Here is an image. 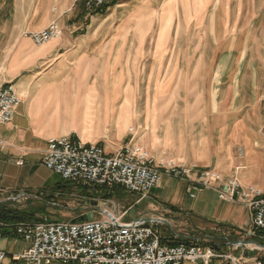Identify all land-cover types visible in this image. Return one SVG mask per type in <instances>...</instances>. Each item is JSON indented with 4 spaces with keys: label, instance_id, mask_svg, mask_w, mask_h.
Returning <instances> with one entry per match:
<instances>
[{
    "label": "crops",
    "instance_id": "0c3cea01",
    "mask_svg": "<svg viewBox=\"0 0 264 264\" xmlns=\"http://www.w3.org/2000/svg\"><path fill=\"white\" fill-rule=\"evenodd\" d=\"M84 1L0 0V85L10 82L21 99L11 121L0 125V208L6 214V218L0 217V251L5 253L0 264H24L14 260L23 253L26 243L14 233L18 221L11 217L29 214L25 205L30 200L54 206L60 196L78 198L84 193L43 165L51 138L70 136L85 144L96 143L108 154L133 140L155 163L173 160L195 164L264 190V104L242 95L247 91L244 80L241 84L238 77L246 54L240 53L235 68H230L231 53H220V59L212 55L198 58L209 63L192 69V76L203 78L196 81L193 91L209 93L208 101H187L180 108L169 99L140 102L136 99L138 78L147 39L87 37V18L92 14ZM226 2L221 1L222 28L229 13ZM52 21L62 28L58 38L36 46L24 36ZM160 51L153 48L145 91L159 99L173 91V74L177 71L182 75V70L172 69V52L163 54L167 63L162 70L158 67ZM215 60L225 65L211 67ZM189 71L186 76H190ZM160 76L163 79L156 83ZM131 78H137L136 84ZM128 80L133 83L125 86ZM198 83H203L202 89ZM126 93L131 96L129 101H124ZM141 200H147L150 215L127 220L163 216L167 221L163 214H168L176 220L174 224L193 222L208 242L217 240V252L263 254L249 243L235 247L228 244L256 242L257 237L245 235L250 227L249 210L242 204L219 200L210 189L163 176L159 186ZM23 201L26 204H20ZM80 201L69 220L92 202L86 197Z\"/></svg>",
    "mask_w": 264,
    "mask_h": 264
},
{
    "label": "built area",
    "instance_id": "2783aa9c",
    "mask_svg": "<svg viewBox=\"0 0 264 264\" xmlns=\"http://www.w3.org/2000/svg\"><path fill=\"white\" fill-rule=\"evenodd\" d=\"M117 1L85 0L84 5L92 13ZM61 33L60 25L52 21L45 28L26 35L36 46H41ZM20 102L10 82L0 85V125L11 121ZM261 130L264 134V122ZM43 165L64 183L106 190L119 188L139 195L137 202L158 187L163 176L186 180L212 190L219 200L244 205L250 216L247 237H261L264 232V190L244 185L234 176L224 178L215 170L200 169L195 164L173 160L155 163L133 140L108 154L96 143L85 144L70 136L51 138ZM88 198L91 204L78 209L79 214L73 218L77 221L73 223V219L51 221L47 216L34 222L15 223L13 231L26 243V248L14 260L24 264H264V245L249 243L257 252H263L252 256L217 252L207 239L173 241L174 226L166 225L162 217H156L160 220L154 223L136 221L134 225L133 220H125L130 207L122 211L111 206L100 207L97 203L101 200ZM89 212L90 220H78ZM165 225L170 227V232L162 228ZM4 257L5 253L0 251V260Z\"/></svg>",
    "mask_w": 264,
    "mask_h": 264
},
{
    "label": "rangeland",
    "instance_id": "374dc122",
    "mask_svg": "<svg viewBox=\"0 0 264 264\" xmlns=\"http://www.w3.org/2000/svg\"><path fill=\"white\" fill-rule=\"evenodd\" d=\"M221 1L223 0H118L113 7L104 9L97 14L91 13L92 16L87 18V37H145L148 42L144 45L147 53L141 57L140 77L138 78L139 94L136 99L140 102L151 99L159 101L169 99L173 102V106L178 108L185 106L184 102L187 101L192 104L195 101L210 100L209 93L198 94L193 91L197 84L196 81L203 80V78L192 76L191 74H194L192 69L203 68L205 64L209 63L198 58H210L212 55L218 59L220 53H222L221 55L231 53L230 68H235L240 53H245V59L241 64V74L238 77L239 83H244V88L247 91L242 95H246L250 101L256 99L263 105L264 0H228L226 7L229 13L224 19V28L220 22ZM98 46L91 45L90 47ZM154 47L160 49L162 53L161 60H157V65L161 70L166 62L163 61V54L169 52L173 54L172 69L182 70V75L176 71L172 76L173 91L161 95L160 99L158 95L155 98V93L151 91L147 94L145 92L148 85L147 72L150 65L153 64L151 54ZM149 49L152 50L150 53H148ZM206 54L208 57L205 56ZM211 63L214 64H211V67L216 68L221 63L225 65V62H219V60ZM187 70H190V76L185 75ZM131 79L134 83L128 80L124 85L136 84L137 78ZM162 79V76L156 77V83ZM202 85L203 83H198L197 87L202 89ZM130 99V94L126 93L124 101ZM131 129L132 126L128 131ZM72 188L84 192L80 193V196L83 194V197L90 196L101 200L98 202H104L108 205L107 207L111 206L119 211L131 207L126 220L143 214L150 215L147 209V200H140L136 204L135 201L140 196L127 193L122 189L106 190L84 184H76ZM104 194L110 195L105 196ZM80 200L81 198L67 194L60 196L54 206H47L43 202L33 200H30L28 204L25 201L20 204H26L33 220L34 217L40 219L44 215L51 221H63L73 216V209L81 204ZM163 215L174 226V233L171 235L173 241L190 240V238L206 239L198 233L200 231L195 229L193 222L188 221L181 224L177 221L175 225L173 222L176 221L175 219L168 214ZM160 217L165 219L163 216ZM162 228L170 232L169 226L165 225ZM203 233L205 234L204 231ZM217 242L214 240L208 243L211 247H216L215 243ZM196 264H200V262Z\"/></svg>",
    "mask_w": 264,
    "mask_h": 264
},
{
    "label": "water",
    "instance_id": "95a60500",
    "mask_svg": "<svg viewBox=\"0 0 264 264\" xmlns=\"http://www.w3.org/2000/svg\"><path fill=\"white\" fill-rule=\"evenodd\" d=\"M98 204V206H100V207H107L108 205L106 204V203H104V202H98L97 203ZM91 212H89V213H87L86 214V216L85 217H83V216H81V217H79L78 218V220L79 221H82V220H90L91 219ZM160 219H158V218H156V217H141V218H136V219H134L132 222H133V224L135 225V223H136V221H142V222H150V223H154V222H157V221H159ZM75 221H77L76 219H73V220H71V222L73 223V222H75ZM162 222H164L166 225H169V223L166 221V220H161ZM250 242H253V243H255L256 244V242H254V241H239V242H228V244H231V245H235V244H240V245H243V244H246V243H250Z\"/></svg>",
    "mask_w": 264,
    "mask_h": 264
},
{
    "label": "trees",
    "instance_id": "16d2710c",
    "mask_svg": "<svg viewBox=\"0 0 264 264\" xmlns=\"http://www.w3.org/2000/svg\"><path fill=\"white\" fill-rule=\"evenodd\" d=\"M115 3L116 2H113L111 5L113 6V5H115ZM110 5V6H111ZM105 195V194H104ZM108 195H110V194H106L105 196H108ZM0 217H2V218H6V214L5 213H3V210L0 208ZM31 215H29V214H21V215H19V216H12L11 217V219H12V221L14 220V219H16L18 222H29V221H31V220H33V219H31ZM41 219V218H40ZM40 219H35L34 218V220L33 221H38V220H40ZM256 242H258V243H260L261 244V242H264V232L262 233V236H261V238H259V237H257V240H256ZM213 248H217V247H213Z\"/></svg>",
    "mask_w": 264,
    "mask_h": 264
}]
</instances>
